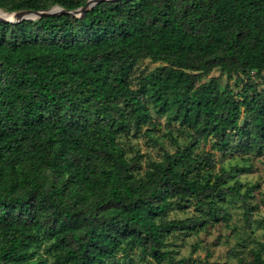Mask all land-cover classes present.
Wrapping results in <instances>:
<instances>
[{"label": "trees", "instance_id": "1", "mask_svg": "<svg viewBox=\"0 0 264 264\" xmlns=\"http://www.w3.org/2000/svg\"><path fill=\"white\" fill-rule=\"evenodd\" d=\"M86 2L0 0V9ZM146 58L166 64L142 79L143 89L159 113L192 130L193 142L136 177L117 135L131 119L152 118L131 86ZM214 68L227 75L223 89L215 77L203 81ZM257 79L264 85V0H103L82 16L0 21V264H46L34 257L45 239L66 264H106L123 242L145 243L156 264L167 256L168 264H264L261 250L237 263L175 259L164 241L193 228L189 218L165 217L171 204L214 207L231 195L252 210L249 189L213 171V151L194 150L211 140L228 151L232 134L264 144ZM245 112L253 130L241 124Z\"/></svg>", "mask_w": 264, "mask_h": 264}, {"label": "rangeland", "instance_id": "2", "mask_svg": "<svg viewBox=\"0 0 264 264\" xmlns=\"http://www.w3.org/2000/svg\"><path fill=\"white\" fill-rule=\"evenodd\" d=\"M164 64L166 63L146 58L137 64L131 74V86L146 103L152 117L150 121H145L147 118L141 121L131 119L129 125L117 135L118 142L125 148L126 155L132 163L136 177H144L156 162L165 159L167 153L193 142L192 130L179 121L172 120L171 113H159L150 92L143 89L142 79ZM213 77L217 78L220 89L227 84V75L223 74L220 68H214L203 81ZM256 83L264 95L261 80L257 79ZM230 85L235 96L240 99L242 82L237 76H233ZM123 107L130 111L125 104ZM249 121V114L243 113L241 124L245 129L253 130L254 124H247ZM230 139L228 151L213 149L211 140H201L194 151L201 152L203 149L213 151L215 159L213 171L229 172L231 178L227 185L241 183L242 193L249 189L247 203L251 205L252 210L247 212L243 200L231 195L222 196L214 207H196L193 203L180 202L169 205L165 214L167 219L189 218L190 226L193 227L173 230L166 234L165 249L171 250L175 259L196 257L237 263L240 260H252L255 250H261L264 256L260 244L264 242V144L259 147L254 144L253 139H239L234 134ZM251 144L254 146H250ZM203 221L206 225L199 226ZM50 243L51 240L45 239L35 247L34 257L44 259L46 264H66L62 253L53 251ZM168 263L167 256L162 264ZM106 264H156V261L145 243L133 242L128 245L127 242H123L120 250L113 258L107 260Z\"/></svg>", "mask_w": 264, "mask_h": 264}, {"label": "water", "instance_id": "3", "mask_svg": "<svg viewBox=\"0 0 264 264\" xmlns=\"http://www.w3.org/2000/svg\"><path fill=\"white\" fill-rule=\"evenodd\" d=\"M101 1L103 0H87L85 5L74 10H66L60 5H54L46 10L24 9V10L9 12L0 9L5 14V16L0 17V21L19 22L25 19H37L45 15L57 14L61 12L71 13L75 16H82L89 8L93 7L94 5H96Z\"/></svg>", "mask_w": 264, "mask_h": 264}, {"label": "bare ground", "instance_id": "4", "mask_svg": "<svg viewBox=\"0 0 264 264\" xmlns=\"http://www.w3.org/2000/svg\"><path fill=\"white\" fill-rule=\"evenodd\" d=\"M1 16H5V14L2 12V10H0V17Z\"/></svg>", "mask_w": 264, "mask_h": 264}]
</instances>
